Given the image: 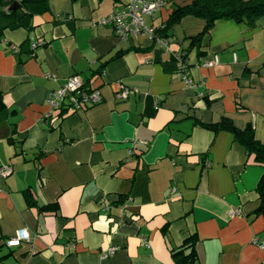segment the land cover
<instances>
[{
	"label": "crops",
	"instance_id": "obj_1",
	"mask_svg": "<svg viewBox=\"0 0 264 264\" xmlns=\"http://www.w3.org/2000/svg\"><path fill=\"white\" fill-rule=\"evenodd\" d=\"M127 1L47 0L0 18V165L11 167L0 178V264H175L170 249L193 234L196 264H264V168L210 127L251 124L264 144V15L252 27L217 20L197 54L190 37L204 22L190 15L167 49L95 24ZM189 2L170 0L146 22L159 27L170 5ZM184 52L191 85L175 58ZM73 74L100 100L51 126L59 111L47 94ZM119 83L134 91L117 98ZM28 190L56 210L27 206ZM20 229L29 240L6 246Z\"/></svg>",
	"mask_w": 264,
	"mask_h": 264
},
{
	"label": "trees",
	"instance_id": "obj_2",
	"mask_svg": "<svg viewBox=\"0 0 264 264\" xmlns=\"http://www.w3.org/2000/svg\"><path fill=\"white\" fill-rule=\"evenodd\" d=\"M13 1L15 0H0L1 19H12L17 10L25 14L26 5L28 3H40L47 8V0H16L18 1L17 8L14 11L6 12L4 9ZM168 3H170V0L166 1V4ZM170 6L171 10L166 20L161 26L155 27V32L157 35L167 37L168 31L177 24L182 17L187 15L203 20V28L199 33L190 37V44L188 47V49L195 48L197 54L202 53L201 41L204 36L209 34L217 20H233L236 23H244L252 27L257 20L264 15V0H190L187 4H172ZM2 31L3 27L0 25V38L2 36ZM114 56L116 55L111 56L109 59H112ZM183 57H186L185 52L183 53ZM83 85L84 87H88L86 82H84ZM0 107H2L1 103ZM65 110L64 108L59 110L58 114L52 118L51 126L62 116ZM210 127L214 129H225L231 132L233 139L243 147L247 159H251L253 163L264 168V144L255 138L251 124H247L243 128H236L229 119L221 118L218 122L210 125ZM256 191L259 198V207L256 211L264 214V171L257 183ZM24 192L26 205L29 207L37 206L30 191ZM122 199L123 197L120 196L118 201ZM37 207L41 212L56 210V206L52 207L50 204ZM195 240L196 236L193 234L184 238L180 245L170 249V257L175 264H196Z\"/></svg>",
	"mask_w": 264,
	"mask_h": 264
},
{
	"label": "built area",
	"instance_id": "obj_3",
	"mask_svg": "<svg viewBox=\"0 0 264 264\" xmlns=\"http://www.w3.org/2000/svg\"><path fill=\"white\" fill-rule=\"evenodd\" d=\"M167 0H128L125 5L118 11H113L105 17L95 20V24L110 27L113 33L123 40L137 39L142 36L147 38L156 46L167 49V39L155 32V26L147 24L146 19H153L156 12L166 3ZM42 44V41L32 42L31 46ZM5 46V45H4ZM14 50V46L11 47ZM179 74L183 81L191 85L186 69V59L183 53H175ZM215 62V59L213 60ZM213 61H205V65L209 66ZM50 78L56 79L54 74L49 75ZM79 74H73L58 85L55 89L48 92L46 101L49 105L50 112H56L60 109H70L73 111L81 109L86 104H94L100 100L99 93L95 89H87ZM134 89L128 88L119 83L116 97L120 99L126 98ZM11 173V167L8 164L0 165V178H4ZM99 202L103 203V210L108 211L109 206L105 195H99ZM237 211L231 212L235 214ZM22 240H29L28 233L25 229L17 231L16 237L6 240L5 245L8 247L17 246ZM256 242V241H255ZM264 248V240L258 243ZM115 251V247L111 246L107 249L106 255H111Z\"/></svg>",
	"mask_w": 264,
	"mask_h": 264
},
{
	"label": "water",
	"instance_id": "obj_4",
	"mask_svg": "<svg viewBox=\"0 0 264 264\" xmlns=\"http://www.w3.org/2000/svg\"><path fill=\"white\" fill-rule=\"evenodd\" d=\"M18 6V1H13L10 5H8L4 10L6 12H11V11H14Z\"/></svg>",
	"mask_w": 264,
	"mask_h": 264
}]
</instances>
